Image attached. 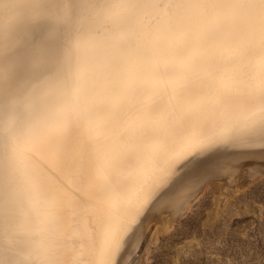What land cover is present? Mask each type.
Listing matches in <instances>:
<instances>
[{
	"label": "bare ground",
	"instance_id": "1",
	"mask_svg": "<svg viewBox=\"0 0 264 264\" xmlns=\"http://www.w3.org/2000/svg\"><path fill=\"white\" fill-rule=\"evenodd\" d=\"M262 31L258 5L0 0V98L32 114L8 134L0 106L19 264H126L207 182L264 175Z\"/></svg>",
	"mask_w": 264,
	"mask_h": 264
},
{
	"label": "rangeland",
	"instance_id": "2",
	"mask_svg": "<svg viewBox=\"0 0 264 264\" xmlns=\"http://www.w3.org/2000/svg\"><path fill=\"white\" fill-rule=\"evenodd\" d=\"M256 174L204 184L178 219L164 212L149 224L126 264H264V175Z\"/></svg>",
	"mask_w": 264,
	"mask_h": 264
},
{
	"label": "snow or ice",
	"instance_id": "3",
	"mask_svg": "<svg viewBox=\"0 0 264 264\" xmlns=\"http://www.w3.org/2000/svg\"><path fill=\"white\" fill-rule=\"evenodd\" d=\"M200 2L208 4L218 3L221 5H224L225 3L237 5H258L261 12V23L262 26H264V0H200ZM261 36L262 40H264V31H262ZM259 71L262 75H264V48H262V59ZM0 106L4 108L5 112H12L11 124L6 129L8 134H11L13 131H22L27 128L32 117V114L29 111L14 110V104L11 97L0 98ZM38 131L39 129L34 130L31 133V136H35ZM192 163L194 164L195 161H192ZM0 204L3 205L2 210H0V223H5L9 215V199L6 192L0 196ZM80 255L83 256V253H80ZM0 264H19L16 250L12 246L11 240L8 238L6 224L3 228H0ZM50 264H56L55 260L51 261ZM65 264H71L70 260L65 261ZM79 264H87V262L81 259Z\"/></svg>",
	"mask_w": 264,
	"mask_h": 264
}]
</instances>
